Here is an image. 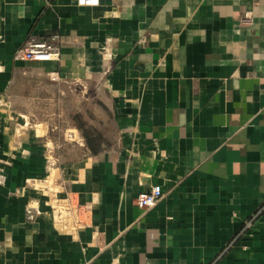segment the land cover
Listing matches in <instances>:
<instances>
[{
	"label": "crops",
	"instance_id": "crops-1",
	"mask_svg": "<svg viewBox=\"0 0 264 264\" xmlns=\"http://www.w3.org/2000/svg\"><path fill=\"white\" fill-rule=\"evenodd\" d=\"M0 264H264V0H0Z\"/></svg>",
	"mask_w": 264,
	"mask_h": 264
},
{
	"label": "built area",
	"instance_id": "built-area-1",
	"mask_svg": "<svg viewBox=\"0 0 264 264\" xmlns=\"http://www.w3.org/2000/svg\"><path fill=\"white\" fill-rule=\"evenodd\" d=\"M80 6H98L101 0H72ZM58 36L54 35L49 41H30L17 54V59L28 61H57L61 58ZM163 197L161 186H154L150 191L141 193L137 205L142 209L153 207ZM66 211L72 210L71 203L63 204Z\"/></svg>",
	"mask_w": 264,
	"mask_h": 264
}]
</instances>
